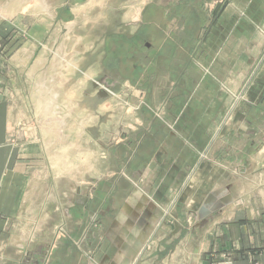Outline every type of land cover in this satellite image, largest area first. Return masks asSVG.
I'll return each mask as SVG.
<instances>
[{
	"label": "crops",
	"instance_id": "0c3cea01",
	"mask_svg": "<svg viewBox=\"0 0 264 264\" xmlns=\"http://www.w3.org/2000/svg\"><path fill=\"white\" fill-rule=\"evenodd\" d=\"M220 1L92 0L83 7L82 25L102 32L81 33L75 46L84 84L110 77V93L143 101L118 102L102 117L99 110L109 109L99 102L94 119L80 108V133L63 135V164L56 136L46 140L36 121L14 116L23 102L1 101L0 264H206L208 250L234 244L264 264V65L249 103L237 101L219 133L229 100L196 65L238 88L256 70L264 0H226L216 13ZM33 2L41 12L45 0ZM16 4L24 10V0ZM63 52L55 56L65 62V44ZM88 84L77 92L106 96ZM157 108L173 131L154 117ZM109 124L113 134L104 131Z\"/></svg>",
	"mask_w": 264,
	"mask_h": 264
},
{
	"label": "rangeland",
	"instance_id": "374dc122",
	"mask_svg": "<svg viewBox=\"0 0 264 264\" xmlns=\"http://www.w3.org/2000/svg\"><path fill=\"white\" fill-rule=\"evenodd\" d=\"M5 1L9 5L7 8L3 7L5 3H0V8L2 7L5 11L0 12V103L5 100L7 95L14 102H23L24 106L21 110L15 111L14 116L17 117L18 112H21V117L24 116L25 120L36 121L37 125H39L38 128L41 129L42 138L45 135L46 137L44 138L46 140H52V137L56 136L55 146H57L58 155L60 156L57 160L60 164H63V156L66 149L63 135L70 128L73 132L80 133L76 124L81 113L84 112L80 108H86L85 112H88L86 117L94 119L97 117L95 114L99 102L103 101L107 105L106 109H109L108 111L99 110V114L103 113L102 117L104 113L112 112V108L118 102L126 106L133 104L131 107H139L138 103L143 101V95L139 96L138 102L128 93H121L120 95L114 93L113 95L109 92L113 88V82H109L111 80L110 77L109 79H102V81H97V78L92 77L85 78L87 81L84 84V76L82 77L80 72H78L79 64L76 57L79 54L76 53L75 46L80 42L81 33H85L83 39H86L88 34L101 32L97 30L98 28L95 24H89L91 28L88 29L87 21L84 25L81 22L80 12L92 0H62L64 2L60 5L58 4L61 0H49L51 1L49 5L53 6L54 10L60 9V12L62 11L61 13L58 11L56 15H52L45 10L49 6L47 0L41 4L43 8V10L41 8V12L32 11L36 3L33 0H24L25 7L23 11L16 10L17 0ZM54 2L57 5H53ZM225 2L226 0H221L220 4H217L216 13H220V11L222 13L220 6ZM36 4H39L38 1ZM203 8L209 9L210 5L206 3ZM216 13H213L212 18L216 16ZM68 26H71V28L68 29ZM120 32L124 31L120 30ZM114 34L119 35L120 33L115 30ZM255 34L263 42L260 56L254 68L257 71L253 70L238 88H231L225 82L218 81V78L210 72L209 67L195 61L196 65L200 67L203 77L205 75L212 77L217 82L218 87L224 92L226 100H229L227 108H225L220 119V124L217 126L218 133L223 129L224 123L233 118L237 101L239 102L240 99H243V103H249L246 99V94L252 89L254 83L252 80L258 77L260 66L264 65V28L257 25ZM121 36L123 35L121 34ZM64 44L68 48L67 53L69 56L65 62L55 56V54L61 55L64 53ZM194 54L198 53L195 51ZM70 59L74 60L70 61ZM129 80L125 79L123 85H137L136 81L131 83ZM88 83L96 85V90L100 89L106 96L99 101L93 93L87 96L84 93L77 92L78 89H82L79 88L80 86L83 87V85ZM68 84L73 85V87L65 88ZM48 86L56 87V90H59L56 93L57 95L54 93L49 94ZM72 89L73 93L71 92ZM15 90L19 91V95L12 94L11 91ZM87 90H91V88L88 87ZM4 114L5 112L0 109V120L4 117ZM111 115H106V120ZM154 117L164 120L169 131L174 130L173 123L166 122L160 108L154 110ZM112 121L110 119L107 122L111 123ZM104 131L114 133L110 124L104 126ZM189 216L186 215L187 219L184 223L188 224V226L191 225L188 219ZM58 231L62 232V229L60 228ZM237 257L240 259L242 257L245 258L248 264L258 263L254 260L253 255L248 254L236 244L227 251L220 250L216 246V248H212L204 254L203 260L206 264H236L234 260Z\"/></svg>",
	"mask_w": 264,
	"mask_h": 264
},
{
	"label": "bare ground",
	"instance_id": "6f19581e",
	"mask_svg": "<svg viewBox=\"0 0 264 264\" xmlns=\"http://www.w3.org/2000/svg\"><path fill=\"white\" fill-rule=\"evenodd\" d=\"M41 111V110H40Z\"/></svg>",
	"mask_w": 264,
	"mask_h": 264
}]
</instances>
